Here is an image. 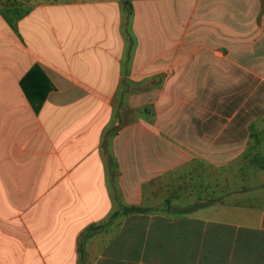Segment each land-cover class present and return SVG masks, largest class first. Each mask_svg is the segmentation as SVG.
<instances>
[{
    "label": "crops",
    "instance_id": "crops-1",
    "mask_svg": "<svg viewBox=\"0 0 264 264\" xmlns=\"http://www.w3.org/2000/svg\"><path fill=\"white\" fill-rule=\"evenodd\" d=\"M0 264H264V0H0Z\"/></svg>",
    "mask_w": 264,
    "mask_h": 264
},
{
    "label": "trees",
    "instance_id": "trees-1",
    "mask_svg": "<svg viewBox=\"0 0 264 264\" xmlns=\"http://www.w3.org/2000/svg\"><path fill=\"white\" fill-rule=\"evenodd\" d=\"M216 69L217 73L213 72L212 79H215L217 86H213L212 88H224L221 86V83H225V70L222 66L218 65L217 67L213 68ZM188 74L191 72L190 69H186V73ZM21 85L24 88L28 98L33 103L35 109H40L42 104L45 102L47 95L49 92L55 89L54 83L51 81L47 73L44 69L36 64L22 79ZM205 86V85H204ZM229 87V86H227ZM206 88V86H205ZM207 102V103H205ZM203 103L211 106L212 108L220 107V101L218 99H210L203 101ZM218 106V107H217Z\"/></svg>",
    "mask_w": 264,
    "mask_h": 264
},
{
    "label": "rangeland",
    "instance_id": "rangeland-1",
    "mask_svg": "<svg viewBox=\"0 0 264 264\" xmlns=\"http://www.w3.org/2000/svg\"><path fill=\"white\" fill-rule=\"evenodd\" d=\"M159 78H162V76H160Z\"/></svg>",
    "mask_w": 264,
    "mask_h": 264
}]
</instances>
